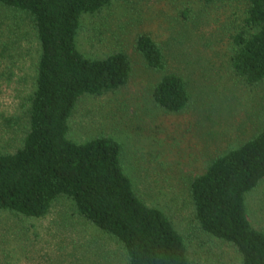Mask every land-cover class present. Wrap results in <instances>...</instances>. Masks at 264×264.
Listing matches in <instances>:
<instances>
[{
  "label": "rangeland",
  "instance_id": "rangeland-1",
  "mask_svg": "<svg viewBox=\"0 0 264 264\" xmlns=\"http://www.w3.org/2000/svg\"><path fill=\"white\" fill-rule=\"evenodd\" d=\"M248 9L247 0H112L97 13L83 14L77 35L88 57L126 53L132 73L119 90L82 96L68 137L83 143L107 135L121 143L135 191L171 219L191 264H242L236 246L201 229L190 186L219 155L264 128V80L248 85L231 67L233 36L247 27ZM144 33L162 48L163 71L138 51ZM40 53L28 16L0 3V153L15 152L29 130ZM170 72L189 87L190 102L180 112H168L153 99L154 87ZM245 203L250 222L264 232V180L246 193ZM0 264L129 261L123 245L85 222L62 197L41 219L0 211Z\"/></svg>",
  "mask_w": 264,
  "mask_h": 264
},
{
  "label": "trees",
  "instance_id": "trees-1",
  "mask_svg": "<svg viewBox=\"0 0 264 264\" xmlns=\"http://www.w3.org/2000/svg\"><path fill=\"white\" fill-rule=\"evenodd\" d=\"M247 1V27L233 36L231 67L254 85L264 80V0ZM0 3L28 16L41 51L27 109L29 130L15 152L0 153V211L41 219L64 197L85 222L123 245L129 264H191L185 238L171 219L135 191L121 143L107 135L83 143L68 137L82 96L119 90L131 77L126 53L91 58L77 44L83 14L97 13L112 0ZM136 47L151 68L164 70L162 48L149 34H141ZM153 99L168 112H180L191 95L183 76L170 72L154 87ZM263 180L264 128L219 155L191 182L201 229L236 246L242 264H264V232L250 222L245 203L246 193Z\"/></svg>",
  "mask_w": 264,
  "mask_h": 264
}]
</instances>
